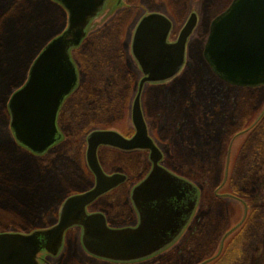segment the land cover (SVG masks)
<instances>
[{"label":"rangeland","instance_id":"374dc122","mask_svg":"<svg viewBox=\"0 0 264 264\" xmlns=\"http://www.w3.org/2000/svg\"><path fill=\"white\" fill-rule=\"evenodd\" d=\"M231 2L232 0H108L102 11L90 22L88 37L102 43L105 37L111 35L106 26L115 23V19L119 17L123 19V36L117 32L113 39L116 43L122 39L126 66L136 74L138 80L142 72L132 55L131 43L140 19L150 12L168 15L173 21L169 41H174L191 12L198 13V23L188 39L186 63L180 74L173 82L166 84V92L165 89L158 92L159 99H155L146 87L142 104L150 134L165 155L164 165L198 187L199 203L190 225L181 236L162 253L149 259L128 263L97 259L84 249L81 244V228L75 226L66 232L62 252L57 256H46L45 264H214L215 258L227 244L232 246L229 247L228 255L233 264L237 263L240 256L239 248L243 249L244 254L245 250L250 251L251 254L248 255L251 264L256 263L255 255L248 246L249 236H237L240 239L238 244L233 240L238 229L248 220L251 208L256 205L264 206V173L255 182V190L250 194L246 195L249 192L247 185H244L246 189L242 187L245 189L241 190L242 194L233 192L230 187L240 185L247 169H251L250 154L254 159L257 155L253 154L252 148L258 146V139H263L264 123H258L264 116V89H245L221 80L212 72L204 56L211 22ZM128 6H133V9L124 13ZM2 15L0 232H29L41 226L55 224L67 194L91 185L92 177L86 162L87 145L76 144L87 132H82L78 138L71 136L72 132L66 129L64 140L47 154H34L16 141L10 127L8 98L25 82L30 65L43 46L53 34L65 28L68 15L65 8L54 0H0V16ZM10 35H14V42L9 41ZM87 46L81 47L80 51L71 52L82 76L85 73L93 74L94 67L99 66V61L89 58L90 50ZM119 52L120 48L116 45L111 47V52L108 49L99 50L102 56L108 54L101 61L108 59L107 64H112L117 61ZM7 71L8 74H3ZM217 90L220 96L224 93L230 95L228 103L222 105L225 109L220 110V116L213 113L214 106L209 100L210 93ZM135 93L136 87L130 96L131 104ZM233 97L238 99L236 106ZM74 102L68 101L63 108L61 123L64 125L71 123L70 112L74 109ZM204 113L210 119L206 115L204 117ZM128 118L127 128H121L124 133L132 128L130 115ZM224 121L229 124L232 121L233 124L229 127L231 130L238 129L239 132L227 142L220 154L214 153L218 151L219 144L205 149L203 144L206 139L198 140L195 135L201 132V128L216 130ZM256 126H259L256 128L259 131L255 130ZM189 129L191 133L188 132ZM183 136L196 143L195 150L182 144ZM106 153L103 149L100 156L108 171L126 170L123 161L118 164L114 158H109L110 153ZM136 154L122 159L127 165L130 164L129 160L132 164L129 167V171H132L130 180L115 194L113 192L107 195L91 207L92 210L106 213L113 226L128 225L135 220L129 198L130 189L132 183L144 176L151 166L148 153ZM207 155L210 157L209 161L204 162L202 157Z\"/></svg>","mask_w":264,"mask_h":264},{"label":"water","instance_id":"95a60500","mask_svg":"<svg viewBox=\"0 0 264 264\" xmlns=\"http://www.w3.org/2000/svg\"><path fill=\"white\" fill-rule=\"evenodd\" d=\"M67 11V25L43 46L30 65L25 82L8 98L10 127L16 141L34 154H43L63 138L57 123L63 101L76 88L78 67L71 50L87 35L90 22L107 0H55ZM198 23L191 12L177 39L169 41L172 19L161 12L145 14L138 22L131 50L143 73L132 106L135 134L106 129L87 136V164L95 176L92 188L63 201L57 222L29 232H0V264H45L57 256L65 234L79 226L81 244L91 255L115 262H133L158 254L173 244L191 222L200 191L189 179L162 164L164 153L150 135L141 104L146 83L174 78L186 63L188 39ZM204 56L221 79L238 86L264 85V0H233L211 22ZM101 145L149 151V173L136 184L131 201L138 223L113 227L101 212L88 206L126 180L107 173L98 157Z\"/></svg>","mask_w":264,"mask_h":264},{"label":"trees","instance_id":"16d2710c","mask_svg":"<svg viewBox=\"0 0 264 264\" xmlns=\"http://www.w3.org/2000/svg\"><path fill=\"white\" fill-rule=\"evenodd\" d=\"M132 9H133V6H128V8L126 9L124 13L130 12ZM2 17L3 15L0 16V20L2 19ZM106 28H109L108 32L109 34H111L109 35L111 38L107 36L104 38V42L99 43L100 40L92 41L91 37L89 36L83 41L82 45L79 48L75 49L76 51H78L81 47H85L88 45L87 47L90 50L89 55H88L89 58L95 61H99L98 63L99 66L96 65L94 67L93 74L85 73L82 76L81 87L77 92L78 96L76 94V96L71 97L69 100L70 102L73 99H76L75 101L80 100L81 102H84V104L86 105L85 107L91 106L96 111H100L101 116H96L97 117L96 121H92L90 125L77 127L76 124L78 122V119L80 120L81 118L84 117V116H80V113L82 110L83 112L85 110L82 107V104L79 105L77 103L76 106L81 111H79L78 115L76 116L77 118L76 123L65 125V128L69 130L70 132H72L71 136L78 137V135L81 134L82 132H86L87 127L89 128L93 124H99V125H105V126H116V127L118 126L120 128H125L123 124H124V121L128 118V104H129L133 86L135 84V74L132 70H130L126 66V62L124 59V51L122 49V39L119 40L118 43H116L113 39L114 33H117V32L118 34L121 35V37L123 36V19H121L120 17L117 20L115 19V23H112L106 26ZM20 38H23V37H19V39ZM12 39H14V35L9 36V41L14 42V40ZM16 39L18 40V38ZM113 45H116L117 47L120 48V52L116 58L117 61L113 62L112 64H109V63L107 64L108 59H104L103 60L104 63H103L101 60L105 58L106 56H108V54H105V56H102L100 55L99 50L108 49L111 52V47ZM90 64L92 63L90 62ZM111 65H116V66L112 67ZM3 74H8V71L7 73L3 72ZM1 76L3 75L1 74ZM5 77L6 76L4 75V78ZM172 87H173V84H172ZM165 88H168V85H166L165 87L156 86L154 88V91L150 89V94H153V97H155V99L157 98L159 99L158 92L160 90L161 91L164 90ZM258 89H264V85L258 86L256 88H252L251 90L257 91ZM164 91L166 92V89ZM210 95L211 96H209V100H211L212 106H214L213 113H216L218 116H220V113H221L220 110L225 109L224 108L225 106H222V105L228 103V101L230 100V95L229 93H224L222 94V96H220L218 90L210 93ZM244 96L246 97V95ZM233 99L235 101L234 106H236L237 105L236 101H238V99L235 97H233ZM75 114L76 113H73L71 115V118H73ZM206 114L207 113H204V117ZM89 118H92V117H89ZM206 118L210 119L208 115H206ZM117 120H120L121 122L118 123ZM263 123H264V116L262 117L261 121L258 124L262 125ZM231 124H233L232 121H230V124L228 121H224L223 125L221 127L216 128V130H212V128H208L207 130L206 128L205 129L201 128L200 129L201 132L198 135H195V137L198 140L206 139L205 143L203 144L205 149L211 148L213 146H218L219 144L217 148L218 151H214V153L220 154L219 152L227 146V142L230 141L234 137V135H236L239 132L238 129L231 130V127H229L231 126ZM258 127L259 126H256L255 130L259 131V129H256ZM188 132L191 133L192 131L189 129ZM259 137H261V135H259ZM262 138L263 139L260 138L258 139V141H256L258 146L252 148L253 154L255 153L257 155H256V158L254 159L252 157V154H250L249 164H250L251 169L250 170L247 169V173L244 174V176L242 177L243 180H241L240 185L234 184L233 188L230 187V190H232L233 192H238L242 194L243 192L241 190L246 189V186L244 185H247L249 187V192L246 193V195L250 194L251 191L254 192L255 182L259 179L260 175L264 173V132L262 134ZM82 141L83 140L80 139L78 142L82 144ZM181 141H182V144L185 145L186 147L193 148L195 150L196 148L195 142L193 141L190 142V139L188 140L184 136L182 137ZM210 155L212 154L210 153ZM209 158H210L209 155H207L205 156V158L202 157V160L206 162V161H209L208 160ZM253 159H254V162H251ZM245 172H246V169H245ZM20 178H23V177H20ZM243 186L245 189L242 188ZM239 198L244 199L243 197H239ZM20 227H23V226H20ZM238 231L239 232L235 234V239L233 241L237 242L238 244L240 241L239 238L244 237V236H249L248 239H249L250 244L248 246L249 248H251V251H253V254L255 255V262H256L255 264H264V206H260V205L253 206L250 210L248 220H246L244 225L241 226V228H239ZM237 236L239 238H237ZM228 243H230V241ZM229 247L231 248L232 246L230 244H227L225 249L222 251V253L217 258H215L216 262L214 261L215 262L214 264L232 263L231 261L233 260H231L230 255H228ZM243 252L244 251L242 248L238 249V254L240 256L238 257L236 264H251L250 256L248 255V253L251 254V252L246 251V250H245V254ZM256 253H259V254L256 255Z\"/></svg>","mask_w":264,"mask_h":264},{"label":"flooded vegetation","instance_id":"af4514ba","mask_svg":"<svg viewBox=\"0 0 264 264\" xmlns=\"http://www.w3.org/2000/svg\"><path fill=\"white\" fill-rule=\"evenodd\" d=\"M120 0H118V2H119ZM88 33H89V30L87 31V35H86V37L83 39V41L88 37ZM83 41H82V43H83ZM82 43L78 46V47H76V48H79L81 45H82ZM76 48H73V50H75ZM73 56V55H72ZM136 61V60H135ZM76 63V62H75ZM77 65V64H76ZM78 67V66H77ZM139 67V66H138ZM140 69V68H139ZM141 71V70H140ZM142 72V71H141ZM78 73H79V81H78V85L76 86V88L72 91V93L71 94H69L67 97H66V99L63 101V103H62V105H61V107H60V110H59V113H58V120H57V123H58V127H59V129H60V131L63 133V136H64V133L66 132V128H65V125L64 124H62L61 123V120H62V112H63V108H64V106H65V104H67V102L69 101L70 102V98L71 97H73V96H76V94H77V92H78V90L80 89V87H81V80H82V75H81V72H80V69H79V67H78ZM135 74V73H134ZM142 76H143V73H142ZM142 76L137 80V76H136V74H135V84H134V86H133V89L136 87V93H137V90H138V84H139V81H140V79L142 78ZM176 78V77H175ZM175 78H173V79H171V80H168V81H165V82H161V83H157V82H155V83H146L145 84V86H144V88H143V92H142V95H141V104H142V101H143V93H144V89H146V87L147 88H149V89H152V91L154 90V88L156 87V86H162V87H165L166 86V84L167 83H170V82H173L174 81V79ZM136 84H137V86H136ZM133 89H132V92H133ZM136 93H135V95H134V97H133V101H134V98H135V96H136ZM132 94V93H131ZM77 96H78V94H77ZM131 98V97H130ZM76 99H73V101H75ZM133 101H132V104L131 103H129V105H128V116L130 115V118H131V125H132V128H131V130L130 131H128V133H124L123 131L124 130H122L120 127H116V126H105V125H99V124H93L92 126H90L89 128L87 127L86 128V135L84 136V138L82 139L83 141H82V144H80L78 141H76V144L77 145H79V146H84L83 144H85L86 143V145H87V136H88V134L90 133V132H92V131H94V130H106V129H111V130H116V131H118V132H120V133H122L124 136H126L127 138H131L134 134H135V132H136V130H135V126H134V124H133V121H132V106H133ZM129 102H130V100H129ZM79 104V105H81L82 104V107L85 109L84 110V112H83V110L81 111L77 106H76V104ZM89 105H91V104H89ZM86 105L84 104V102H81L80 100L79 101H75L74 102V109L72 110V112H70V114L72 115L73 113H76L75 115H74V117L72 118V120H71V123L69 122L68 124H73V123H76V116L78 115V112L79 111H81V113H80V116H84L83 118H81L80 120L78 119V122H77V127H82V126H85V125H90V123L92 122V121H96V116H101L100 114H101V112L100 111H96L95 109H93V107H91V106H88V107H85ZM142 108H143V104H142ZM143 112H144V110H143ZM145 115V114H144ZM89 117H92V118H89ZM127 120L129 121V118H127L125 121H124V124H123V126H125L126 128H127ZM117 122L119 123V122H121L120 120H117ZM93 123H95V122H93ZM148 124V123H147ZM148 129H149V126H148ZM150 132V131H149ZM152 136V135H151ZM64 139L62 138L60 141H58L57 143H55L50 149H48L45 153L47 154L49 151H52L53 150V148L54 147H56L58 144H60L62 141H63ZM156 142V141H155ZM105 150V152H107V153H110V155H109V158L110 159H112L113 160V158H114V161H116V162H119L118 164H121L120 162L121 161H123L124 162V164H125V166H126V170H122V171H108L105 167H104V162H103V160H102V158H101V154H100V152L102 151V150ZM86 151H87V146H86ZM142 152H146V153H148V157H149V151L148 150H143V149H132V150H125V149H121V148H118V147H114V146H110V145H101L100 147H99V149H98V157H99V161H100V163H101V165H102V167H103V169L107 172V173H109V174H112V173H117V172H119V173H122V174H125L126 175V180L123 182V183H121L120 185H118L117 187H115L114 189H112V190H110L109 192H107V193H105V194H103L102 196H100L99 198H97L93 203H91L89 206H88V212H98V211H101V210H92L91 209V207L92 206H94L95 204H97V202L99 201V200H101V199H103L104 197H106L107 195H109V194H111V193H113L114 192V194L117 192V191H119L129 180H130V175H131V173H132V171L130 172L129 171V167H131L132 166V164H131V162H130V160H129V165H127L128 163L127 162H125L124 160H122L124 157H127V158H129V157H133L134 155H137L136 153H139V154H141ZM45 153H43V154H45ZM106 153V154H107ZM164 157H165V155H164ZM149 161H150V158H149ZM86 162H87V158H86ZM150 163H151V161H150ZM162 164H164V162L162 161ZM151 167H152V163H151V166H150V168H149V170H148V172L144 175V176H141L140 178H138L135 182H133L132 183V187H131V189H130V202H131V207H132V211H133V213H134V215H135V220H134V222L133 223H131V224H128V225H122V226H131V225H136L137 223H138V214H137V211L135 210V208H134V206H133V204H132V201H131V192H132V189H133V187L136 185V184H138L148 173H149V171L151 170ZM87 168H88V171H89V173H90V175H91V177H92V181H91V185L89 186V187H87V188H84V189H82V190H80V191H77V192H74V193H68L67 194V196L66 197H68V196H70V195H72V194H75V193H79V192H82V191H86V190H88V189H90V188H92L93 186H94V184H95V176H94V174L92 173V171L90 170V168H89V166H88V164H87ZM101 212H103V211H101ZM104 213V212H103ZM105 215H106V218H107V221H108V223L111 225V226H113L111 223H110V219H109V217H108V215L106 214V213H104ZM190 225V224H189ZM188 225V226H189ZM187 226V227H188ZM78 227V226H77ZM115 227H120V226H115ZM186 227V228H187ZM80 228V227H79ZM81 231H82V229H81ZM162 253V252H161ZM46 256H49V255H45V258H46ZM92 256V255H91ZM94 257V256H93ZM95 258H97V257H95ZM149 258H151V257H149ZM149 258H146V259H149ZM97 259H101V258H97ZM146 259H144V260H146ZM101 260H104V259H101ZM104 261H107V260H104ZM114 263V262H113Z\"/></svg>","mask_w":264,"mask_h":264}]
</instances>
